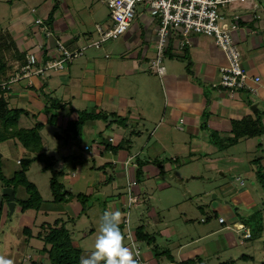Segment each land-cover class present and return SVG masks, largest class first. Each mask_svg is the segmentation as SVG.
I'll use <instances>...</instances> for the list:
<instances>
[{
  "label": "crops",
  "instance_id": "1",
  "mask_svg": "<svg viewBox=\"0 0 264 264\" xmlns=\"http://www.w3.org/2000/svg\"><path fill=\"white\" fill-rule=\"evenodd\" d=\"M56 1L59 5L51 24L37 23V19L42 18L41 12L38 13L35 7L29 12L25 0L12 1L10 7L15 15L0 29L9 32L12 41L9 50L0 52V59L5 62L0 68V85L9 106L22 110L18 127L28 129L41 123L40 136L44 152L50 156L48 146H51L52 141L59 140V154L63 156L59 163L69 162L67 171L69 174L70 171L74 172L75 176L72 177H79L88 167H92L89 159L95 167L105 165L114 168L120 165L124 176L120 184L125 183L126 186L134 179L137 180L134 186L145 182L146 177L161 179L177 165H191L199 160H204L206 166L213 165L218 172L224 173L216 163L222 161L221 157L226 155L228 147L253 138L242 136L236 143H231L235 137L234 122L244 118L255 120L261 111L259 101L262 100L264 104V23L261 26L256 22L261 18L260 14L255 13L259 16L257 19L250 13L251 8L263 9L264 0H249L226 9L228 13L231 10L241 13L242 20L235 39L242 52L244 68L251 75L261 76L262 81L256 84L259 87L257 95L248 89L232 92L214 85L220 81V68L227 64V58L211 37L190 34V42L185 43L180 31L173 28L164 57L166 72L160 75L151 64L156 54L159 22H153L143 15L145 22H140V25L131 22L129 30L122 37L95 47L90 45L97 40L95 31L80 26L69 0ZM71 1L74 5L75 0ZM49 3L53 9L56 3ZM48 16L49 13H46L45 19ZM45 28L50 32L49 35ZM141 28L142 31L138 33ZM120 39L122 43L119 42ZM58 41L63 42L71 51L84 47L83 54L67 63L63 69L10 81L24 64L28 53L38 54V66L51 57L61 56L63 53L57 47ZM81 110H86L92 116L88 115L80 128H77L79 132H76V127L70 126V123L78 120ZM54 114L57 117L51 120ZM79 134L91 141L80 144L83 151L91 153L89 156L80 153V148L77 152L73 150ZM143 136L145 142L140 147L138 141ZM62 139L65 140L63 143ZM219 139H228V146L220 145L217 141ZM17 141L10 138L0 142V158L6 165L14 156L21 164V159L36 154ZM86 145L90 146L89 149L85 148ZM94 146L98 148L102 162H98L100 160H97ZM224 151L225 154L219 155ZM58 166V169H63L62 165ZM30 170L31 166L28 173ZM138 172L141 173L140 180L137 179ZM69 174L65 171L63 177L70 180ZM191 179L192 177H186V180L183 178L186 187L183 194L193 199L194 192L187 187ZM240 181L244 184V180ZM161 186L169 187V184L164 181ZM116 198V194L111 195L112 211V201ZM233 200L234 203H239L241 198L234 196ZM252 205L255 202H250L249 206ZM222 207L224 206H219ZM75 208L78 212L80 207L76 205ZM169 208L171 206L168 210ZM37 211L46 216L69 212L68 209L47 208L45 205ZM169 212L164 217L156 213V210L150 211L158 222L162 219L166 221ZM194 213L196 212L192 210L189 213L183 211L187 218L188 214L193 216ZM221 217L223 216H219L216 209L201 217V222L205 223L203 227H206L203 233L199 232L197 238H191L184 244L177 241L178 246L173 249L176 252L172 253L175 259L179 262L207 252L208 245H192L228 228L226 219L221 222ZM212 218H218L219 224L211 223ZM240 224H244L253 234L246 223L239 221ZM133 232L135 234V229ZM166 232L169 233V230ZM252 237L253 235L250 238ZM142 258L153 264L165 262H159L150 245Z\"/></svg>",
  "mask_w": 264,
  "mask_h": 264
},
{
  "label": "rangeland",
  "instance_id": "2",
  "mask_svg": "<svg viewBox=\"0 0 264 264\" xmlns=\"http://www.w3.org/2000/svg\"><path fill=\"white\" fill-rule=\"evenodd\" d=\"M12 1L15 2L16 0H0V29L5 27V23L9 22L15 15L13 14V9L10 7ZM49 1L53 4L58 2L56 0H25V4L27 7L29 6V12L35 7L38 13L41 12L42 19L48 22L45 19V15L52 10ZM69 4L80 26L82 28L84 26V28H88L92 32L95 31V39H98L99 35L96 31V24L106 21L110 22V9L104 0H75L74 5L69 0ZM59 7L61 8L62 6ZM263 9L251 8L250 10V13L253 15L255 13L260 14L261 18H257L258 20L256 22L261 24V26L264 23ZM235 13L238 12L231 10L228 15L231 16ZM239 14L241 15V13ZM143 15L152 19L153 22H159L158 14L148 10L144 4L138 5L137 13L132 22L138 24L145 22ZM141 31L142 28L138 33ZM262 31H264V28ZM119 42L122 43V39ZM259 102H261V126L264 129V104L262 100ZM87 114L88 112L86 110L79 111V117L83 119ZM16 130H19V127ZM144 134L148 136V134ZM79 135L73 145V150L77 152L79 150L78 148H80V153L82 152V154L84 153L86 156H89L91 153L89 151H83V146L81 147L80 144L81 142L84 143V141L90 140L86 136ZM13 139L16 141V138ZM144 139L145 136L139 138L138 142L140 147L145 142ZM64 141L62 139L61 143ZM217 141H219V144L224 143L226 145L229 143L228 139H219ZM17 142L21 143L20 140ZM57 143H59V140L56 139L50 143L51 146H48L50 147L51 164L56 163L55 168L57 169L59 168L58 165H62L61 168L69 174L67 171L69 162L62 161V163H59L63 159V156L59 154L61 145L58 146ZM95 150L97 160H100L98 162H102L98 148L96 147ZM226 152L232 155L226 153V155L221 157L222 161L216 163L217 167H220L224 173L218 172L212 167L213 165L206 166L204 160H199L198 162L194 161L191 165H177V167L168 171L161 179L146 177L145 182H139L133 188L134 193L140 194L141 196L140 202H136L133 205L128 203L130 196L128 186L125 183L120 184L124 177L120 165L114 168L105 165L95 167L93 161L89 159V164L92 167H88L83 172L84 174L79 177H72L75 175L73 171H70V180H67L63 176L60 179L64 186L63 190L66 189L74 194L80 192L92 194L86 202V212H83V205L77 197H74L69 202H53L54 195L50 186L52 172L50 169L45 172V169H43L46 165L45 162L40 160L33 161L28 176L30 180L38 185L41 194L46 200L44 205L47 208L54 207L56 209H68L69 211L68 213L62 212L63 214H51L48 216L39 213L36 209L23 211L20 202H17L14 213L10 214L8 199L2 193V186L13 187L7 186V183H10L9 178L21 170L22 166L17 162L18 159L16 156L8 162V165L0 158L1 170L3 175L7 177L5 180L0 178V255L13 260V264H32V261L35 260L44 261L49 264L47 253L41 250L44 242L37 237H32L28 241L26 234H24V228L27 226L31 227L32 233L36 235L41 229L40 225L43 222L53 223L55 217L63 216L67 220V227L71 230L74 240L82 249V257H88L94 250V242L101 224L100 217L104 211L111 210V195L116 194L117 198L113 199L114 206H112L113 211H120L121 213L120 229L125 235V243L133 251L135 245V248L140 250L142 257L149 250V244L141 240H135L133 242V239L128 235L129 228H132L133 232L137 226L145 224L146 230L156 238V243L159 244L160 249L170 248L172 249L171 252L175 254L176 251H173V249L178 246L176 242L178 241L184 244L190 241L191 238H197L199 232L200 234L203 233V229L206 228L203 227L205 223L201 222L200 218L207 216V213L216 209L218 215L226 219L229 227L223 228V230L214 236L192 245V247L201 245L209 246L207 252L202 253L201 257L203 258V262L200 264H220L226 261H229L230 264H261L264 260V182L260 181L257 170L258 168H262L261 173H264V133L248 141H243L238 145H233L231 148L228 147ZM222 154H225V151L220 152L219 155ZM72 160H74V157ZM193 175L199 178H194ZM111 176H113L112 179L110 178ZM186 177H192L187 187L194 192L193 199L183 194L186 189L184 183ZM238 178L244 180V184H241ZM164 181L169 184V187L161 186ZM11 184L14 185L13 182ZM15 187L16 197L19 201L20 199H26L28 197L26 188L23 185L17 184ZM234 196H240L241 201L234 203ZM177 201H180V203ZM190 201H193L192 204H188ZM250 202H255V205L249 206ZM66 203H71L72 205H67ZM76 205L80 207L78 212L75 208ZM170 206L171 208L168 210ZM214 206L217 207L215 208ZM219 206L224 207L219 208ZM165 208L166 210H164ZM150 209L156 210V213L158 212L164 217L170 211L169 215H167L169 218L166 221L162 219L158 222L150 213ZM183 209L188 213L191 210L196 213L193 216L188 214L190 217L188 216L187 218L183 214ZM127 214L130 217L129 228L124 223V218ZM239 221L246 223L252 230V238L245 239L243 237L245 231L238 228ZM211 223L219 224L218 218H212ZM218 226L222 227V225ZM166 230H169V233ZM171 245H174V247ZM243 254L253 258L243 259L241 257ZM162 257L163 259L159 260V262H170L166 255ZM177 257L178 259L180 258L178 255ZM135 258L138 260L137 257ZM138 264L153 263L146 262L141 258V260H138Z\"/></svg>",
  "mask_w": 264,
  "mask_h": 264
},
{
  "label": "built area",
  "instance_id": "3",
  "mask_svg": "<svg viewBox=\"0 0 264 264\" xmlns=\"http://www.w3.org/2000/svg\"><path fill=\"white\" fill-rule=\"evenodd\" d=\"M249 0H104L110 9V22L97 24L99 38L92 44L95 47H101L108 40H116L122 37L131 25L137 13V7L144 4L148 10L158 14L159 24L156 34V54L151 60L155 70L163 75L166 72L164 57L169 44L171 30L176 28L180 31L182 40L189 43L190 34H204L211 37L215 44L221 48L227 58V64L220 68V82L214 85L221 86L232 92L238 89H248L252 94H259L257 83L262 81L260 75H251L242 64V52L235 39V33L240 28L242 20L238 13L228 15L226 9L229 6L242 4ZM35 11V9L33 10ZM255 18L259 17L257 14ZM37 23L42 24L43 19L38 18ZM46 30V28H45ZM49 35L50 32L46 30ZM58 49L63 53L59 57H51L44 64L38 66L39 56L35 52L26 55L25 63L19 67L11 82L31 78L35 74H44L50 71L60 70L66 67V64L73 61L83 54L84 47L71 51L65 47L63 42L58 41ZM89 145L85 148L89 149ZM128 164V161L126 162ZM243 183V181H242ZM137 180H130L128 183L130 205L138 202L140 195L134 193L133 186ZM223 222L224 218L221 217ZM124 223L130 227L129 214L124 218ZM239 229L245 232V239L252 236L251 232L244 224L239 225ZM133 240H136L134 232L129 228L128 234ZM138 260H141L140 250Z\"/></svg>",
  "mask_w": 264,
  "mask_h": 264
},
{
  "label": "trees",
  "instance_id": "4",
  "mask_svg": "<svg viewBox=\"0 0 264 264\" xmlns=\"http://www.w3.org/2000/svg\"><path fill=\"white\" fill-rule=\"evenodd\" d=\"M58 2L54 5L53 9L49 13L47 18L48 24L54 22V15L58 9ZM45 20H43V23ZM12 41L10 38V33L6 31H0V52L9 50L11 48ZM25 63V62H24ZM2 65H5L3 59H0V68ZM3 88L0 85V142L5 141L10 138H16L21 141V143L30 151L36 153L32 157H27L21 159V170L16 172L13 177L9 178L10 183H7V186H13L15 191V185H23L26 188L28 197L26 199H20L16 197L17 202L21 203V208L23 211L29 209L39 210L44 206L46 201L41 194L38 186L29 179L28 171L33 163V161L40 160L46 163L43 169H50L52 176L50 179V186L53 191L54 200L53 202H69L74 197L80 200L83 205V212H86V202L90 199L92 194L77 193L74 194L71 191L63 190L64 186L60 181L61 177L65 174L63 169H57L54 167V164H51V157L46 154L43 150V144L40 136V130L42 124L38 123L32 128L23 129L18 128V121L22 114V110L18 108H12L9 106L7 99L4 97ZM60 104L59 101L56 102ZM92 116L91 114L85 115L84 119L79 117L78 120L72 121L71 125L76 127V132H79L77 128L83 124V121L86 120V117ZM57 117L54 114L51 120ZM3 127V128H2ZM235 137L232 139L231 143H236L240 137L248 136L255 137L261 136L264 133V129L261 126L260 115L254 120L252 118H244L242 120L234 122ZM227 147L228 144H220ZM223 148V147H221ZM260 167V164H259ZM262 169V168H261ZM258 168L257 173L261 182H264V173H261L262 170ZM0 178L6 179L7 177L3 175L0 164ZM137 179H141V173L138 172ZM11 182L14 183L11 184ZM264 185V184H263ZM4 195V194H3ZM5 197L8 196L4 195ZM74 220V219H72ZM40 230L36 235L31 231V227L24 228V234H26L27 240L29 241L32 237H37L38 239L44 242L41 250L47 253L49 258V264H80V258L82 257V249L78 246V243L74 240L71 230L67 227V220L63 216L57 217L53 223L43 222L40 226ZM253 235V234H252ZM135 237L137 240L146 241L152 248L154 256L158 260H162L164 255L170 262H176L177 264H200L203 262L201 256L195 258H189L183 261L177 262L174 255L172 254L169 248L160 249L159 244L156 243V238L146 230L145 224H140L135 228ZM243 259L253 258L249 255H241ZM32 264H48L44 261H32ZM220 264H230L229 261L222 262ZM261 264H264V260Z\"/></svg>",
  "mask_w": 264,
  "mask_h": 264
},
{
  "label": "clouds",
  "instance_id": "5",
  "mask_svg": "<svg viewBox=\"0 0 264 264\" xmlns=\"http://www.w3.org/2000/svg\"><path fill=\"white\" fill-rule=\"evenodd\" d=\"M121 219L120 211H104L94 250L88 257H81L80 264H138L135 257L139 252L126 245L125 235L120 229ZM0 264H13V260L0 255Z\"/></svg>",
  "mask_w": 264,
  "mask_h": 264
},
{
  "label": "water",
  "instance_id": "6",
  "mask_svg": "<svg viewBox=\"0 0 264 264\" xmlns=\"http://www.w3.org/2000/svg\"><path fill=\"white\" fill-rule=\"evenodd\" d=\"M257 107V105H254ZM2 154H0L1 156ZM2 193L6 196H8V207L10 210V214H13L16 208V191L13 187H4Z\"/></svg>",
  "mask_w": 264,
  "mask_h": 264
}]
</instances>
